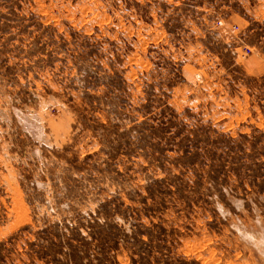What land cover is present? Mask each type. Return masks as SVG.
Returning <instances> with one entry per match:
<instances>
[{
  "label": "rangeland",
  "instance_id": "obj_1",
  "mask_svg": "<svg viewBox=\"0 0 264 264\" xmlns=\"http://www.w3.org/2000/svg\"><path fill=\"white\" fill-rule=\"evenodd\" d=\"M0 264H264V0H0Z\"/></svg>",
  "mask_w": 264,
  "mask_h": 264
}]
</instances>
